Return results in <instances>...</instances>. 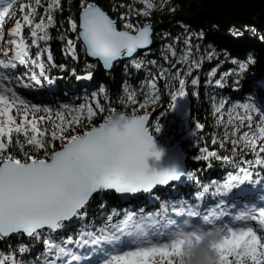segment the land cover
<instances>
[{"label": "snow or ice", "instance_id": "obj_1", "mask_svg": "<svg viewBox=\"0 0 264 264\" xmlns=\"http://www.w3.org/2000/svg\"><path fill=\"white\" fill-rule=\"evenodd\" d=\"M138 3L142 6L138 9L131 4L114 5L113 12L124 11L113 18L97 0H78L76 14H69L65 22L66 31L74 36L60 37L64 56L76 65L71 75L77 80L92 81L97 67L102 65L110 73L116 62L126 61L119 103L123 109L130 108L131 114L112 107L103 83L85 94L83 102L62 103L55 109L23 98L21 88L33 89L45 80L54 83L50 68L68 71L67 64L56 63L48 44L56 14H62L64 7L62 0H6L0 6V45L7 44L4 58H0V264H115L121 257L131 260L146 253H151L149 260L176 264L173 249L183 235L181 221L189 215L193 223L218 225L224 233L230 246L220 253L218 264H264V207L232 215L220 201L235 185L264 178V97L257 91L243 100L215 91L208 94L209 114L223 135L205 138L194 159L204 161L209 169L213 160L235 164L236 171L223 184L215 180L205 183L188 169L157 171L147 164L149 156H161L153 143V131L159 132L160 124L155 121L150 126L148 111L160 100L158 81L164 80L173 101L189 95V84L191 95L199 98L200 76L194 73L205 61H215L204 81L205 89L224 90L231 81L232 90L240 92L249 70L264 62V35L256 36L257 29L246 25L227 26L222 36L217 26L210 29L213 35L200 30L182 41L176 37L164 47L166 68L147 59L154 30L151 23L138 22L141 17L147 21L157 5L153 0ZM13 15L18 18L7 30L5 41V24ZM248 33L259 42V49ZM178 44H183L179 55ZM79 48L85 55L82 67ZM88 57L97 63H89ZM21 67L25 69L22 73L18 71ZM152 67H159L156 75ZM131 69L137 73L146 70L138 86L129 81ZM259 87L264 88V82ZM98 116L102 120L96 123ZM194 126L197 137L205 124L196 122ZM208 140L220 149L230 145L233 155L210 150ZM237 151H247L253 159L237 163ZM181 182H191L197 190L190 197L177 194L162 210L112 209L99 227L81 225L75 235H63L73 221L88 219L90 202L99 194L152 193L157 186L177 192ZM205 194L216 200L207 208ZM101 206L106 207L103 202ZM138 214L153 224L163 214L166 219L160 228L164 230L156 229L154 239L145 244L125 243L122 237ZM37 245L43 251L33 256ZM85 247L89 251L84 255L76 250ZM164 252L171 254L165 258Z\"/></svg>", "mask_w": 264, "mask_h": 264}, {"label": "trees", "instance_id": "obj_2", "mask_svg": "<svg viewBox=\"0 0 264 264\" xmlns=\"http://www.w3.org/2000/svg\"><path fill=\"white\" fill-rule=\"evenodd\" d=\"M201 1L202 0H168V2L164 4L163 8L157 6V8L152 11L151 16L147 19V21H145V18L143 17L138 20L139 23L149 22L153 27L158 28V30L153 34V41L158 43V47L157 49L153 50L149 56H147L148 60L155 59L160 65H163L167 68L169 65L163 60L164 47L168 43H173L174 38L179 37L182 41L186 35H194L200 30H203L208 35H213L214 33L210 31V29H215L217 26L220 28L219 35L222 36L227 32L228 29L223 28L219 24L197 20V12L202 9ZM5 2L6 0H0V6H3ZM97 2L113 18H116L118 12L124 11V9H118L117 12H113L112 9L114 5L131 4L133 9L142 7L138 3V0H97ZM62 3L64 12L62 14H56L57 24L55 27L50 29V35L52 39L48 42V44L51 48V52L56 63L67 64L68 71H61L59 68H50L49 74L54 80L52 85H49L45 80L42 85L33 89L21 88L19 89L21 96L32 103L47 105L55 109L62 103L76 104L83 102L82 98L85 94L90 93L96 88L98 84L103 83L109 89L112 107L117 108L119 111H125L127 114H131L130 108L123 109L119 103V96L121 95V83L122 80L125 79L123 63H126V61L115 64L110 73L105 72L101 66L97 67L95 69L94 79L87 83H82L80 80H77L71 75V69L76 65L70 58L64 56V41L61 40L60 37L73 36L72 33H68L66 31L67 25L65 22L69 14H76L78 0H62ZM173 7L175 8V11H170L169 9ZM17 18L18 17L13 15L12 18L6 22L5 41L8 39L7 30L14 26V20ZM133 19H136L134 12ZM246 25L250 27L254 26L257 29L256 36L264 35V29L257 27L254 23L243 24L241 22H233L228 27L234 26L236 28H243ZM166 34L169 35V39L167 40L165 39ZM248 35L251 37L250 42L253 43L257 49H259L261 47L259 42L256 41L254 37H252L251 33H248ZM6 47V42L3 45H0V58H4L2 53ZM176 47L178 49L179 55V49L183 48V44H178ZM79 55L81 57L80 66L82 67L83 61L85 59L82 48H79ZM214 66L215 61H205L203 67L194 73L200 76V95L199 98L191 95L193 89L190 84L188 85L189 95L183 97L188 110V117L185 122H181L174 112L176 100L173 101L168 96L169 89L165 85L164 80L158 81L160 100L148 111L149 114H154L150 119V126L151 124H154L155 121H158L160 124V131L157 133L153 131V137L164 146H170L172 143L180 140V138L191 131L195 133L196 129L194 124L196 122L205 124V129L203 130L202 134L198 133L197 137H194L193 134L187 142L181 143V148L188 161L186 169L193 171V174L198 176L199 179L205 183L210 180H215L223 184L227 180L229 174L236 171L235 164L222 163L220 161L213 160V167L209 169L204 161H196L194 159V157L199 154L198 148L204 146L205 138L216 135L219 139V137L223 135V129L218 128L215 125L209 114L208 94L215 91L218 95L222 94L231 96L236 100H243L248 93L257 91L261 97H264V88L259 87V84L264 82V62L249 70L247 79L242 82V90L240 92H235L232 90L233 86L231 85V81H229L230 87L224 90L216 88L205 89L204 81L209 70ZM176 67L181 66L177 65ZM226 68L227 65H225L221 71L225 70ZM18 71L22 73L25 71V69L21 67ZM130 71L132 72V76L129 78L130 83L134 86H138L139 81L144 78L146 70L139 73H137L135 69H131ZM151 71L153 75H156L159 72V67H152ZM172 71L174 72L175 68H173ZM79 74L82 75L83 73L81 72ZM170 104L174 106L169 107ZM138 114L143 113L138 112ZM101 120L102 118L99 116L95 118L96 123L101 122ZM207 146L210 150L221 152L223 155H233L230 145H226L224 149H220L218 146L212 145L210 140H208ZM58 147L59 143L57 142V149ZM235 157L237 163L243 161L245 158L248 160L253 159V156L247 151H237L235 153ZM196 190L197 188L195 184H192L191 182H181L179 185H177V192H173L171 188L166 187L164 189L155 190L152 193H148L145 196L136 199H120L111 192L99 194L95 196V198L90 202L88 209V219L86 221H73L72 225L65 233H63V235H75L81 225L89 227L95 224L97 227H99L102 224L103 219L108 214H110L112 209H116L121 212L124 209H135L138 211L141 207H143L146 213L162 210V205L164 203L171 204L174 202L172 198L177 194H179L181 197H190L192 192ZM220 201L232 215L245 213L250 208L264 207V178L259 180H249L235 185L230 191L223 193L220 196ZM101 202H103L106 207H102ZM192 202L195 203L194 200ZM215 202L216 200L212 199L210 194H205V208ZM154 219H156L155 224H153L152 220L141 217L138 214L134 223H131L127 226V235L122 237L124 242L136 245L145 244L147 241L153 240L156 229H159L160 231L164 230L163 228H160V225L165 221L166 218L162 214L159 218ZM250 223L254 228H258V225L255 222ZM202 225L203 222L200 224L193 223L191 215L185 216L181 221V229H185L187 231L191 228L194 229L201 227ZM249 243H251V241H249ZM197 245L199 244H197L193 239H190L187 241L185 246H175L173 252L175 253L176 264H190V262L194 259L195 248ZM211 249L215 253V259L212 257H208L207 259L211 261V264H218L220 253L222 251H226L227 248L219 250L216 247H213ZM76 250L82 255L89 251L87 247ZM42 251L43 246L37 245L31 255L35 256ZM170 254L171 253L168 252L161 253V255H163L165 258H167V256ZM149 255L150 254L144 256L143 258H139L136 260V263H129L128 259L121 257L116 260L115 264H160L159 260H149ZM85 259H87L86 256Z\"/></svg>", "mask_w": 264, "mask_h": 264}, {"label": "water", "instance_id": "obj_3", "mask_svg": "<svg viewBox=\"0 0 264 264\" xmlns=\"http://www.w3.org/2000/svg\"><path fill=\"white\" fill-rule=\"evenodd\" d=\"M202 9L197 12V20L214 22L223 28H227L232 22H241L244 24L254 23L257 27L264 29V0H202ZM155 31V29L153 28ZM154 33V32H153ZM74 36V34H72ZM158 43L153 41L150 53L157 49ZM144 50H141L143 53ZM149 53V54H150ZM149 56V55H148ZM89 62H96L93 58H87ZM118 62H116L117 64ZM102 67V65H101ZM103 68V67H102ZM104 70V69H103ZM87 83L89 81H82ZM174 112L181 122H185L188 117V110L183 97H178ZM154 114H150V119ZM194 134L193 131L184 135L180 140L175 141L170 146H164L153 137L155 151L160 152L161 156L156 159L155 156L147 158V164L150 169L161 171L164 169L175 168L178 172H183L187 168V157L181 148V143L187 142ZM166 187L157 186L155 190ZM120 199H136L145 196L148 193L139 194H117L110 191Z\"/></svg>", "mask_w": 264, "mask_h": 264}, {"label": "rangeland", "instance_id": "obj_4", "mask_svg": "<svg viewBox=\"0 0 264 264\" xmlns=\"http://www.w3.org/2000/svg\"><path fill=\"white\" fill-rule=\"evenodd\" d=\"M168 0H153V3L156 4L157 6L164 5L165 3H167ZM251 209V208H250ZM181 232L183 233L182 238H180V243L176 244V246H185V244L187 243L188 240L193 239L197 244H200L201 241L205 240L207 237L211 236L214 232L215 233H219V239L213 240L210 247H216L219 250H222L223 248H228L229 242L224 240V233L219 230V226L215 225V226H209L207 224H204L201 227H197V228H191L188 231L185 229H181ZM199 237V239H196V237ZM240 239H243V237H241ZM182 240V241H181ZM151 254V253H146L144 255H141L140 257L136 258H132L131 260H128L129 263H136V260H138L139 258H143L144 256ZM123 258V257H122Z\"/></svg>", "mask_w": 264, "mask_h": 264}, {"label": "clouds", "instance_id": "obj_5", "mask_svg": "<svg viewBox=\"0 0 264 264\" xmlns=\"http://www.w3.org/2000/svg\"><path fill=\"white\" fill-rule=\"evenodd\" d=\"M216 239H219V233L214 232L211 236L201 241V243L195 248V256L190 264H211V261L207 258L212 257L215 259V253L211 249L210 245L212 241Z\"/></svg>", "mask_w": 264, "mask_h": 264}, {"label": "flooded vegetation", "instance_id": "obj_6", "mask_svg": "<svg viewBox=\"0 0 264 264\" xmlns=\"http://www.w3.org/2000/svg\"><path fill=\"white\" fill-rule=\"evenodd\" d=\"M152 27H153V26H152ZM153 28L155 29V31H154V33H155V32L158 30V28H156V27H153ZM160 32H162V31H160ZM154 33H153V34H154Z\"/></svg>", "mask_w": 264, "mask_h": 264}, {"label": "bare ground", "instance_id": "obj_7", "mask_svg": "<svg viewBox=\"0 0 264 264\" xmlns=\"http://www.w3.org/2000/svg\"><path fill=\"white\" fill-rule=\"evenodd\" d=\"M212 23H214V22H212ZM232 23H233V22H232ZM232 23H231V24H232ZM231 24H230V25H231ZM243 24H244V23H243ZM91 63H96V62H91Z\"/></svg>", "mask_w": 264, "mask_h": 264}]
</instances>
